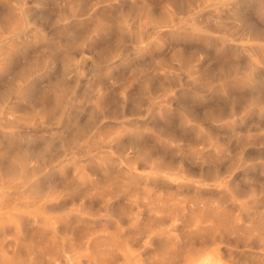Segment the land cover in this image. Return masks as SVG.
<instances>
[{
  "label": "rangeland",
  "instance_id": "obj_1",
  "mask_svg": "<svg viewBox=\"0 0 264 264\" xmlns=\"http://www.w3.org/2000/svg\"><path fill=\"white\" fill-rule=\"evenodd\" d=\"M262 49L264 0H0V264H264Z\"/></svg>",
  "mask_w": 264,
  "mask_h": 264
},
{
  "label": "bare ground",
  "instance_id": "obj_2",
  "mask_svg": "<svg viewBox=\"0 0 264 264\" xmlns=\"http://www.w3.org/2000/svg\"><path fill=\"white\" fill-rule=\"evenodd\" d=\"M259 1H260V0H259ZM102 11H103V10H102ZM119 13H120V12H119ZM219 13H220V12H219ZM220 14H221V13H220ZM108 15H109V14H108ZM222 18H223V16H222ZM224 18H225V17H224ZM225 19H227V18H225ZM217 20L220 21L219 18H218ZM217 20H216V21H217ZM221 20H222V19H221ZM235 20H238V19H235ZM218 21H217V22H218ZM224 23H226V22H224ZM227 23H229V22H227ZM215 24H216V22H215ZM221 24H222V22H221ZM221 24H220V25H221ZM225 25H226V24H225ZM225 25H224V26H225ZM224 26H223V27H224ZM194 27H195V26H194ZM218 27H221V26H219V22H218ZM224 28H225V27H224ZM227 28H228V27H227ZM206 29H207V28H206ZM224 30H226V28H225ZM227 30H228V29H227ZM227 30H226V31H227ZM228 31H229V30H228ZM249 32H250V31H249ZM231 33H232V32H231ZM229 34H230V33H229ZM74 41H75V40H74ZM260 49H261V48H260ZM255 50H256V49H255ZM262 50H264V49H262ZM259 52H260V51H259ZM259 52H258V53H259ZM0 53H1V52H0ZM260 54H261V53H260ZM254 55H255V54H254ZM237 69H238V68H237ZM247 73H248V71H247ZM247 73H245V74H247ZM262 75H264V74H262ZM253 78H254V77H253ZM260 79H261V78H260ZM261 80H262V79H261ZM250 83H251V82H250ZM250 89H251V88H250ZM236 95H237V93H236ZM244 101H245V100H244ZM9 143H10V142H9ZM9 145H10V144H9ZM11 145H12V144H11ZM14 146H15V145H14ZM8 147H9V146H8ZM8 149H9V148H8ZM13 149H14V148H13ZM24 150H25V149H24ZM24 150H23V151H24ZM17 151H20V150L18 149ZM17 151H16V152H17ZM6 152H9V150L6 151ZM24 152H25V151H24ZM10 153H11V152H10ZM35 153H36V152H35ZM14 154H17V153H14ZM14 154H13V156H14ZM9 155H11V154H9ZM13 156H12V157H13ZM10 158H11V156H10ZM14 158H15V156H14ZM25 161H26V160H23L22 163H21V162L16 163V161H15V165H16V167H17V165H20V168H21L20 171H19V173L16 172V173H17V177H18L17 179H21V176H23V172H24V170H23V169H24V166H23V165L25 164ZM10 163H11V161H10ZM8 164H9V163H8ZM2 165H3V164H2ZM4 165H6V164H4ZM11 165H12V164H11ZM27 165H28V164H27ZM12 166H13V165H12ZM13 167H14V166H13ZM3 168H4V167H3ZM14 168H15V167H14ZM18 168H19V167H18ZM8 169H9V168L7 167V170H8ZM27 169H28V168H27ZM10 170H11V168H10ZM15 170H16V169H15ZM15 170H14V171H15ZM8 171H9V170H8ZM17 171H18V170H17ZM27 171H28V170H27ZM5 173H6V171H5ZM31 173H33V172H31ZM31 173L29 172V174H31ZM6 174H7V173H6ZM10 174H11V172H10ZM10 174H9V175H10ZM29 174H28V175H29ZM26 175H27V174H26ZM12 176H13V175H12ZM12 176H11V177H12ZM4 177H5V176H4ZM11 177H9V178L11 179ZM23 177H24V176H23ZM15 178H16V177H15ZM13 179H14V178H13ZM22 179H23V178H22ZM20 181H21V180H20ZM23 181H24V180H23ZM23 181H22V182H23ZM6 182H8V181H6ZM18 182H19V181H18ZM14 183H15V182H14ZM18 184H20V183H18ZM9 185H11V184H9ZM19 186H20V185H19ZM4 188H5V187H4ZM47 188H48V187H47ZM33 191L36 192V188H34ZM3 194H4V193H3ZM3 194H1V195H3ZM7 194H8V193H7ZM7 194H6V193L4 194L5 197H6ZM20 194H21V193H20ZM1 195H0V196H1ZM9 195H10V194H9ZM13 195H14V194H12V197H13ZM22 196H23V195H22ZM24 196H25V195H24ZM10 197H11V196H10ZM10 197H9V198H10ZM12 197H11V198H12ZM15 197H16V196H15ZM3 198H4V197H3ZM22 198H23V197H22ZM5 199H6V198H5ZM8 200H9V199H8ZM5 201H6V200H5ZM14 202H15V201H14ZM9 203H10V202H9ZM12 203H13V202H12ZM12 203H11V204H12ZM23 204H24V203H23ZM31 205H32V201H31ZM7 207L9 208V205H8ZM1 210H2V209H1ZM1 210H0V213H1ZM5 210H6V209H5ZM2 214H3V213H2ZM2 214H0V219L4 218L5 216H6V217H9V216H7V215H4V214L2 215ZM15 215L17 216V218H19V220H23V218H22L19 214H15ZM7 231H8V230H7ZM7 231H6V232H7ZM34 231H36V230H34ZM29 235H30V234H29ZM4 236H5V235H4ZM33 237H34V234H33ZM2 240H3V239H2ZM37 241H38V239H37ZM38 242H39V241H38ZM40 242H41V240H40ZM40 242H39V243H40ZM44 242H46L45 239H44ZM39 243H38V244H39ZM41 243H42V242H41ZM46 243H47V242H46ZM43 245H44V244H43ZM37 246H38V245H37ZM40 246H41V245H40ZM46 246H47V245H46ZM38 247H39V246H38ZM44 247H45V246H44ZM50 247H51V249H52V245H51ZM59 247H60V246H59ZM19 248H20V247H19ZM42 248H43V247H42ZM60 248H61V247H60ZM60 248H59V249H60ZM29 249H31V247H30V248H27V250H29ZM39 249H40V248H39ZM39 249H38V251H39ZM31 250H32V249H31ZM45 250H46V249H45ZM53 250H54V249H53ZM55 250H57V249H55ZM41 251H42V250H41ZM70 251H71V250H70ZM17 252H18V251H17ZM56 252H57V251H56ZM13 253H14V252H13ZM40 253H41V252H40ZM45 253H46V252H45ZM47 253H48V252H47ZM50 253H51V252H50ZM32 258H33V256H32ZM44 258H45V257H44ZM50 258H51V257H50ZM71 258H72V257H71ZM66 259H67V258H66ZM0 260H1V259H0ZM31 260H32V259H31ZM69 261H70V260H69ZM71 261H72V260H71ZM15 262H16V261H15ZM67 262H68V261H67ZM0 263H1V261H0ZM12 263H14V262H12ZM9 264H10V262H9ZM38 264H39V263H38Z\"/></svg>",
  "mask_w": 264,
  "mask_h": 264
}]
</instances>
